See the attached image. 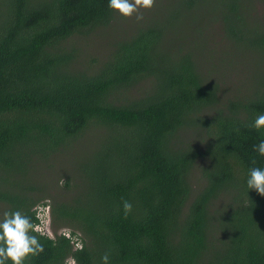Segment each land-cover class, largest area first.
Here are the masks:
<instances>
[{"label":"trees","instance_id":"16d2710c","mask_svg":"<svg viewBox=\"0 0 264 264\" xmlns=\"http://www.w3.org/2000/svg\"><path fill=\"white\" fill-rule=\"evenodd\" d=\"M162 1L101 60L77 44L113 22L109 0H0V219L19 210L37 226L47 206L53 231L33 233L44 252L26 264H102L105 252L109 264H264V196L247 186L249 170L264 169L254 150L264 129L251 127L264 114V75L228 94L204 72L207 53L178 36L209 0L167 14L175 1ZM217 3L226 39L264 64V28L245 21L257 0ZM83 140L101 143L82 165L89 189L74 192L68 174L58 185L70 200L19 186L32 161Z\"/></svg>","mask_w":264,"mask_h":264},{"label":"rangeland","instance_id":"374dc122","mask_svg":"<svg viewBox=\"0 0 264 264\" xmlns=\"http://www.w3.org/2000/svg\"><path fill=\"white\" fill-rule=\"evenodd\" d=\"M174 1L170 4L166 14L173 11L174 5L180 0ZM162 2V0H156L152 9L142 10L143 20L141 21H137L135 16L124 18L116 11L114 20L108 27L91 35L80 37L77 47L84 57L100 58L101 60L110 59L115 44L120 39L131 35L136 27L158 10ZM224 15V4L221 6L218 4L217 7L216 0H209L208 3H204L192 14H189L184 26L178 30V36L191 51L200 48L207 53L208 60L204 67L206 74H212L225 82V90L228 94L241 96L251 91L254 81L258 80L261 74L264 75V64L256 50L231 39H226L224 31H222ZM245 15V21L249 28H264V0H257L254 9L248 7ZM183 28L186 31L189 30L190 33L185 34ZM196 37L201 38L197 43L198 45L193 42ZM237 74L239 75L238 79ZM100 148L101 143L86 140L69 143L57 154L44 160L45 162L38 159L32 161L25 170L28 177L25 179L19 177L17 182L20 187L33 186L36 189L35 196H42L52 191L58 198L70 200L76 194L61 190L58 185L60 176L68 174L73 178V184L76 186H73V191L78 192L77 194L89 189L91 181L86 177L82 165L92 159L93 154ZM194 178L199 179L198 172L195 173ZM200 183L198 181L195 185ZM48 200L45 199L46 202ZM37 209L43 218L39 229L53 236L48 207L40 205ZM61 232L66 236L69 235L67 230L58 231V233ZM65 264H74V261L69 259Z\"/></svg>","mask_w":264,"mask_h":264},{"label":"clouds","instance_id":"9594fccd","mask_svg":"<svg viewBox=\"0 0 264 264\" xmlns=\"http://www.w3.org/2000/svg\"><path fill=\"white\" fill-rule=\"evenodd\" d=\"M155 4L156 0H109L108 7L117 11L124 18L135 16L137 21H141L143 20L142 10H150ZM251 127L256 131L264 129V114L256 116ZM254 150L264 156V140L254 146ZM252 163L255 164V160ZM64 182L63 179L60 181L61 187ZM247 186L264 196V169L251 168ZM122 207L125 218H127L133 211V205L130 201L124 200ZM40 214L37 209L39 224L35 226L32 219L19 210L3 212L2 219H0V264H6L7 261H11V264H26V261L31 257H37L44 252L43 244L40 243L37 235L33 234L36 231L47 234L39 229L41 226ZM66 237L69 238L71 235ZM76 247L80 248V244L77 243ZM109 260L110 252H105L101 257L102 264H109Z\"/></svg>","mask_w":264,"mask_h":264},{"label":"built area","instance_id":"2783aa9c","mask_svg":"<svg viewBox=\"0 0 264 264\" xmlns=\"http://www.w3.org/2000/svg\"><path fill=\"white\" fill-rule=\"evenodd\" d=\"M39 218H40V221H41V224H42L43 218H42L41 214H40Z\"/></svg>","mask_w":264,"mask_h":264}]
</instances>
